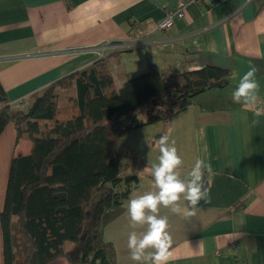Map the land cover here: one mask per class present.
Masks as SVG:
<instances>
[{
	"label": "crops",
	"instance_id": "1",
	"mask_svg": "<svg viewBox=\"0 0 264 264\" xmlns=\"http://www.w3.org/2000/svg\"><path fill=\"white\" fill-rule=\"evenodd\" d=\"M177 1L0 0V87L7 103L15 104L110 53H117L110 62L116 89L148 64L161 72L205 66L227 70L226 87L199 94L177 116L152 123L168 122L164 133L183 160L182 179L197 158L212 169L203 177L208 202L201 201L194 216L160 208L173 238L168 264H264V115L253 124V112L232 101L240 76L254 65L264 105V0H212L211 9L190 4L169 29L154 30ZM172 98L151 110L166 108ZM40 129L39 137L46 138L50 127ZM149 141L147 168L159 156L158 146ZM29 150L27 139L15 144L14 129L7 124L0 134V211L10 160ZM137 170L139 185L129 193L123 213L103 231L114 247L115 264H134L127 248L133 230L128 200L154 190L150 171ZM179 203L192 210L183 197Z\"/></svg>",
	"mask_w": 264,
	"mask_h": 264
},
{
	"label": "trees",
	"instance_id": "2",
	"mask_svg": "<svg viewBox=\"0 0 264 264\" xmlns=\"http://www.w3.org/2000/svg\"><path fill=\"white\" fill-rule=\"evenodd\" d=\"M116 56L96 59L28 95L21 105L8 104L0 87V134L11 124L15 144L20 138L30 142L29 153L16 154L8 167L0 211L2 264H115L114 247L103 231L139 185L138 176L120 174L119 168L122 162L147 167L119 152L118 140L177 116L194 97L228 84L224 69L161 72L148 64L116 89L110 75ZM58 91L73 93L63 108L57 105ZM170 96L166 108L151 110ZM143 109L148 112L140 119ZM41 125L50 127L44 139ZM163 135L149 144L157 145ZM148 179L153 181L151 173Z\"/></svg>",
	"mask_w": 264,
	"mask_h": 264
},
{
	"label": "clouds",
	"instance_id": "3",
	"mask_svg": "<svg viewBox=\"0 0 264 264\" xmlns=\"http://www.w3.org/2000/svg\"><path fill=\"white\" fill-rule=\"evenodd\" d=\"M259 82L257 69L253 65L244 72L232 92V101L251 110L256 117L253 124H259V117L264 115V105L259 101ZM158 146V162L145 167L142 171H150L154 190L143 194H134L127 202V214L130 218L127 248L130 260L134 264H168L173 238L169 232V220L166 215H160V208L168 209L172 214L194 216L197 205L208 202L209 193L204 187L205 172L211 173V165L197 158L186 178H181L178 169L183 160L178 154L175 141H169L168 135L161 136ZM192 208L182 207L181 198ZM143 228L137 231V227Z\"/></svg>",
	"mask_w": 264,
	"mask_h": 264
},
{
	"label": "rangeland",
	"instance_id": "4",
	"mask_svg": "<svg viewBox=\"0 0 264 264\" xmlns=\"http://www.w3.org/2000/svg\"><path fill=\"white\" fill-rule=\"evenodd\" d=\"M60 91L57 92V105L60 108H63L67 105L68 101L73 98V93L66 92V91ZM148 112V109H143L139 113V118L143 119ZM164 125V126H162ZM168 122L163 123H157L152 125H147L142 128L136 129L134 131H131L126 136L120 138L117 142V150L121 153H125L127 155H130L137 160H151V157L147 153L148 151H151L150 147H148V141L153 139V137L161 132H165L169 128ZM167 128V129H166ZM150 140V141H151ZM149 141V142H150ZM145 148V149H144ZM151 162V161H149ZM137 168L127 165L124 162L121 163L119 168L120 174L125 175H133L136 174ZM69 246H66V248Z\"/></svg>",
	"mask_w": 264,
	"mask_h": 264
},
{
	"label": "built area",
	"instance_id": "5",
	"mask_svg": "<svg viewBox=\"0 0 264 264\" xmlns=\"http://www.w3.org/2000/svg\"><path fill=\"white\" fill-rule=\"evenodd\" d=\"M190 4L204 5L207 9H211L214 5L212 0H178L173 9L164 10L163 19L159 21L153 29L158 31L169 29L173 25L174 20L183 18L185 9ZM16 104L21 105V100L16 101Z\"/></svg>",
	"mask_w": 264,
	"mask_h": 264
}]
</instances>
